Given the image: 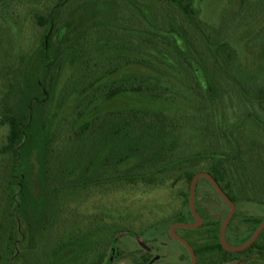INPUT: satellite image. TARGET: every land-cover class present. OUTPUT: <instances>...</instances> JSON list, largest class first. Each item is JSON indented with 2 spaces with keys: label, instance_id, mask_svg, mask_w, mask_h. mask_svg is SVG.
Returning <instances> with one entry per match:
<instances>
[{
  "label": "rangeland",
  "instance_id": "obj_1",
  "mask_svg": "<svg viewBox=\"0 0 264 264\" xmlns=\"http://www.w3.org/2000/svg\"><path fill=\"white\" fill-rule=\"evenodd\" d=\"M49 1L0 0V119L5 110L21 117L23 105H29V94L36 97L33 103L36 113L29 119L19 148L16 177L12 178L11 159L0 154V246L9 254L8 264H145L150 257V264H191L189 252L180 242L172 240L169 231L172 223L195 220L192 213H186L187 183L183 180L171 189H153L147 194L129 189L131 185L126 181L62 188L54 194L53 210L46 213L45 229L36 234L31 232L18 204L22 177L29 185L30 197L25 199V207H31L30 201L52 202L54 199L51 189L41 180L49 166L41 145L43 119L56 132V151L61 152L57 160L62 165L70 164V160L64 162L65 153L71 156L76 149H83L82 144L69 135L89 117L106 110L139 107L161 111L169 118L168 123L176 127L172 130L176 143L195 145L203 150L219 144V135L232 126L237 133L244 130L246 138L252 134L250 128L253 127H250L251 121L242 120L245 106L232 92L217 100L211 114L200 112L198 121L196 111L194 115L186 113L183 116V100L174 99L168 92L157 94L155 99L141 92L122 93L89 104L88 97H84L89 94L87 83L97 79L109 83L116 73L103 71L114 66L115 56L121 57L116 64L134 57L139 65L128 69L135 71L132 73L136 77L159 82L164 87L165 77L154 67L160 63L161 56L149 51L129 56L125 48L131 40L150 38L147 32L152 27L144 22L145 27L140 17L144 20L151 14L159 16L161 12L157 10L162 11L164 0H55L59 6L55 12L51 49L47 58L42 59L40 40L44 32L34 17L44 15ZM196 1L204 22L226 25L224 41L237 56L241 70L249 75L259 74L260 69L264 71V11L260 10L264 0ZM91 14L96 18L89 19ZM67 27L68 31L75 28L76 32L72 39L65 40ZM90 45L89 59L87 56L81 58L85 55L82 49ZM98 46L102 49L96 50ZM189 51L185 53L190 55L192 51ZM193 59V66L204 81L199 62L194 56ZM120 72L125 74L123 69ZM38 85L42 89L45 86L47 94L42 90L38 93ZM195 123L200 128L199 136L192 129ZM6 132L7 126L0 121V146ZM204 158L201 156L199 160L204 161ZM216 158L222 157L215 155L214 160ZM201 161L189 168H193L194 173L207 172ZM249 169L245 168L243 176L244 171L241 172L238 164L232 167L235 188L245 197L247 188L243 183L252 185L251 193L264 192V175L258 174L254 164ZM166 204L170 207L168 213L174 218L153 225ZM233 204V215L224 230V242L229 247L244 244L264 220V204L243 197ZM194 207L202 219L201 224L193 228L176 226L174 232L185 237L190 247L196 249V264H264V250L257 248L259 241L264 246V227L254 247L218 250V234L229 206L203 176L195 183ZM181 211L184 215L175 217Z\"/></svg>",
  "mask_w": 264,
  "mask_h": 264
},
{
  "label": "trees",
  "instance_id": "obj_2",
  "mask_svg": "<svg viewBox=\"0 0 264 264\" xmlns=\"http://www.w3.org/2000/svg\"><path fill=\"white\" fill-rule=\"evenodd\" d=\"M52 2L55 4L50 7ZM49 3L47 5L49 8L45 10L44 15L36 14L34 17L44 32L40 40L42 59L47 58V52L51 49V34L55 29V12L59 6V2L55 0H50ZM161 5L162 11L157 10L158 13L161 12L159 16L151 14L144 20L140 17L143 23L146 22L152 27L151 31L147 32L150 38L131 40L125 48L129 56H139L147 51L160 55V63H156L154 67L165 77L164 87L159 82L158 84L152 83L148 79L136 77V74L132 73L135 71L128 69L135 64L139 65V61H136L134 57L116 64L121 57L115 56L117 58L112 60L114 66L103 71H107L108 74L114 72L115 77L109 83L98 79L88 82L86 89L89 90V94L84 97H88L89 104H91L95 100H107L122 93L141 92L148 94L150 99H155L157 94L162 95L168 92L174 99L183 100L185 104L181 112L183 116L196 111L198 121L200 112L204 110L211 114L213 107L218 103L217 100L223 94L228 95L232 92L238 95L239 103L245 106L241 118L252 122L250 125V127L253 126L250 128L252 136L246 138L244 130L242 133L239 131L237 133L232 126L219 135V144L216 143L207 150L195 148V145L190 144L179 145L172 139V130H176L175 125L171 126L168 123L169 118L161 111L123 107L96 113L69 135V138H74L82 144L83 149L79 151L76 149L77 151L72 152L71 156L65 153L64 162L70 160V164L65 162L62 165L57 160L61 152L56 151L57 145L54 140L56 132L50 128V123L43 119L41 145L49 166L47 174L41 176L42 183L47 189H51L53 195L62 188H84L92 184L111 181L118 183L126 181L131 185L129 189H138L147 194L153 189H171L183 180L187 183L186 213L191 215L189 185L195 173L193 168L189 167L198 165L197 162L201 161L199 157L203 156L206 157L202 159L204 161H201L204 169L212 174L233 202L243 197L264 204V192L251 193L252 185L249 186L248 183L242 184L247 188V197L241 195L240 191L235 188L236 179L232 174L234 164H238L241 172L244 171L243 176L246 172L245 168L249 169L250 165L254 164L258 169V174L264 175V71L261 72L260 69V75L256 72L249 75L241 70L237 56L229 50L224 41L226 25L216 26L204 22L199 16L196 0H164ZM157 8L160 9V6ZM260 10L264 11V5ZM94 16L89 15V19L90 17L93 19ZM66 32L67 38L64 36L63 38L68 40L72 39L76 30L74 28L68 31L67 27ZM194 37L197 39H192ZM104 42L107 40L105 39ZM180 43L184 45L180 46ZM89 49L91 50V45L82 49L85 55L81 58L87 56L89 59ZM100 49H102L101 46L96 48V50ZM188 49L192 51L190 55L185 53V50L190 53ZM193 56L203 71L204 81L193 66ZM120 69H123L125 74L118 73ZM33 78H36L35 75ZM41 90L47 94L46 87L42 89V86L38 85V93H41ZM91 90L94 92L91 93ZM29 95V105H23L21 117H16L7 110L1 114L0 121L7 126V132L0 146V154L11 159L12 178L18 175L19 148L23 142L29 119L34 118L33 113H36L33 112L36 97ZM183 123L182 120L181 124ZM192 129L194 133L197 132V135H200L197 123ZM246 139H249V142ZM215 155L222 158L214 160ZM196 157L198 159H195ZM27 187H29L28 182L22 177L19 184L18 204L22 207L31 232L36 234L39 230L43 231L48 223L46 213L53 210L55 195L52 202L43 200V202L33 203L30 201L31 207H25L27 203L25 199L30 197ZM169 210L170 207L166 204V207L160 211L158 220L152 224L163 223L174 218L168 213ZM183 215L184 212L181 211L175 217ZM255 242L256 240L250 245L251 248L255 246ZM216 244L218 250H221L222 245L219 239ZM257 244H259L257 248L264 250L260 241ZM194 251L196 252V249ZM8 255L0 246V264H8Z\"/></svg>",
  "mask_w": 264,
  "mask_h": 264
},
{
  "label": "water",
  "instance_id": "obj_3",
  "mask_svg": "<svg viewBox=\"0 0 264 264\" xmlns=\"http://www.w3.org/2000/svg\"><path fill=\"white\" fill-rule=\"evenodd\" d=\"M200 176L205 177L212 184V186L217 191V193L226 201V203L229 206V213H228L227 217L224 219V221L220 227V230H219V241H220V244L222 245V247L229 249V250H234V251L242 250V249L249 247L257 238L258 234L260 233V230L264 227V220L259 224V226L256 228L254 233L251 235V237L244 244H242L240 246H236V247L227 246L224 242V230H225V227H226L229 219L233 215L234 204H233L232 200L226 195V193L221 189V187L216 182V180L209 173L204 172V171H200V172L195 173L192 176L191 181H190V185H189V209H190V212L192 213L193 217L195 218V220L191 223H182V222L173 223L169 227L170 234L173 235L174 237H177V234L173 230L176 226L193 228V227H197L201 224L202 219L197 214L195 207H194L195 183H196L197 178ZM182 242L186 244V242L184 240H182ZM187 248H188V251H189L190 257H191V264H196L195 254H194L193 249L190 246H187Z\"/></svg>",
  "mask_w": 264,
  "mask_h": 264
},
{
  "label": "flooded vegetation",
  "instance_id": "obj_4",
  "mask_svg": "<svg viewBox=\"0 0 264 264\" xmlns=\"http://www.w3.org/2000/svg\"><path fill=\"white\" fill-rule=\"evenodd\" d=\"M172 224H173V223H172ZM172 224H171V225H172ZM171 225H170V226H171ZM173 230L175 231V228H174ZM170 235H171V234H170ZM171 238H172V240H176V241L180 242V243L186 248V250L188 251L187 246H190V245H189V242L186 240L185 237H183V236L177 234V237H174L173 235H171ZM182 240H184V241L186 242V244L183 243ZM193 251H194V250H193ZM188 252H189V251H188ZM189 254H190V253H189ZM194 254H195V251H194ZM154 257L156 258L155 255H154ZM151 258H152V257H150L149 260H147L145 264H150L149 262L152 261Z\"/></svg>",
  "mask_w": 264,
  "mask_h": 264
}]
</instances>
